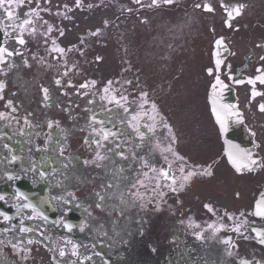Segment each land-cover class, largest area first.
Instances as JSON below:
<instances>
[{"label":"flooded vegetation","instance_id":"obj_1","mask_svg":"<svg viewBox=\"0 0 264 264\" xmlns=\"http://www.w3.org/2000/svg\"><path fill=\"white\" fill-rule=\"evenodd\" d=\"M0 18V264H264V0H4ZM217 81L255 172L228 164Z\"/></svg>","mask_w":264,"mask_h":264},{"label":"snow or ice","instance_id":"obj_2","mask_svg":"<svg viewBox=\"0 0 264 264\" xmlns=\"http://www.w3.org/2000/svg\"><path fill=\"white\" fill-rule=\"evenodd\" d=\"M166 2H171V0H166ZM4 0H0V4H3ZM210 10V9H209ZM9 16H11V12H9ZM21 43H23V40L20 41ZM261 110L264 111V106L261 107ZM231 159V157H230ZM252 163L254 164L255 161H252ZM237 171H240V165H236ZM251 170V169H249ZM0 199H2V197H0Z\"/></svg>","mask_w":264,"mask_h":264},{"label":"water","instance_id":"obj_3","mask_svg":"<svg viewBox=\"0 0 264 264\" xmlns=\"http://www.w3.org/2000/svg\"><path fill=\"white\" fill-rule=\"evenodd\" d=\"M0 36H1V34H0Z\"/></svg>","mask_w":264,"mask_h":264}]
</instances>
